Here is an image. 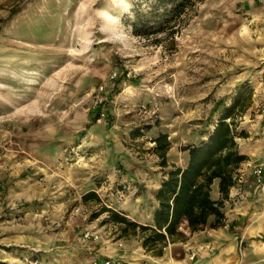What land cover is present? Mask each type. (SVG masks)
Returning <instances> with one entry per match:
<instances>
[{"label": "rangeland", "instance_id": "rangeland-1", "mask_svg": "<svg viewBox=\"0 0 264 264\" xmlns=\"http://www.w3.org/2000/svg\"><path fill=\"white\" fill-rule=\"evenodd\" d=\"M230 3L199 1L178 33L156 42L123 23L130 0H0V264H47L49 255L70 250V216L79 217L75 232L100 229L105 236L112 222L92 215L109 190L99 192V201L85 200L82 191L123 171L89 161L118 159L113 149L121 141L133 159L160 166L152 137L164 131L168 161L182 162L184 146L213 126L205 124L215 101L228 103L239 83L260 81L264 56L244 61L240 39L224 38L248 15ZM100 86L103 98L95 104ZM135 129L142 134L134 137ZM255 136L264 140L260 127ZM65 173L89 175L92 184L57 213L60 199L49 190L57 191L53 181ZM121 187L115 180L112 190ZM254 191L264 195L255 174ZM109 201L121 208L133 199ZM78 206L82 213L74 212ZM81 237L87 256L91 238Z\"/></svg>", "mask_w": 264, "mask_h": 264}, {"label": "crops", "instance_id": "crops-1", "mask_svg": "<svg viewBox=\"0 0 264 264\" xmlns=\"http://www.w3.org/2000/svg\"><path fill=\"white\" fill-rule=\"evenodd\" d=\"M230 4H233L232 7H239L243 13L247 12L248 15L241 17L240 23L235 22L233 35L230 33H228V37L225 35L229 30V23H224L223 29L221 28L219 33L223 32L224 38L240 39V47L244 50L242 55L246 56L244 61L249 59L250 62L255 57L264 56V2L233 0V3ZM226 10L227 8L224 9L225 13H227ZM251 86L253 88L251 102L241 114V126L245 128L247 135L237 139L239 148L247 154L248 159L241 162L237 168L238 177L229 189L228 198L224 201L223 224L216 227L205 225L202 229L194 231L185 240L168 241L162 245L161 253H157L156 249L160 245L156 248L146 249L141 244V237L138 233L119 236L120 224L115 223L117 230L110 227V230L107 231L108 239L105 234L100 239L91 238L89 240V255L85 256L83 252H87L83 250L82 230L79 229V232H75L76 227H79V217L73 219L70 216L67 225H65L68 227L67 234H65L68 240H65V243L66 245L71 244V248L63 250L59 254L49 255L47 264H91L95 259L99 261V264H103L109 255L112 257L113 264L118 262L120 264H264V195L254 191L253 173L254 167L264 159V140L255 136L258 133L262 116V113L255 107L258 103H264V84L257 81L254 76ZM171 148L172 146L169 148L168 154H170ZM114 152L118 154V159H105L101 163L89 162L93 167H98L99 164V166H108L111 169L118 164L123 172L118 176L110 173L106 180L99 181L94 184V187L82 191L83 195L88 191H94L101 198L99 192L109 190V199L114 203L115 199L117 201V197L112 190V185L116 180L133 201L130 203L128 201L121 208L119 204L112 205L109 199L107 202L101 199L102 202L131 220L142 224H151L153 211L158 204L153 192L165 177L159 170L160 166L148 164L145 160L133 159L121 141L115 143ZM185 154L184 152L181 155L182 162L179 159H171L169 162L184 166L186 163ZM89 155L92 156V152ZM81 162L83 163V161ZM89 168L86 167L85 170H89ZM90 180L89 175L84 177L69 174L68 176L67 173L62 177H56L53 184L57 185V191H54L53 187L49 190V192L57 194L60 199V204L54 207L56 212L64 213L67 210L64 202L71 197L72 193L75 195V192L83 187L84 183L91 186L92 181ZM67 184L73 185L72 187L75 188L74 191H69V196L62 195V190ZM210 195L213 199L220 197L218 179L212 182ZM36 196L34 195L33 198ZM100 216H104V214H100ZM212 218L210 217L209 221ZM192 252H195L196 255L190 259L189 256Z\"/></svg>", "mask_w": 264, "mask_h": 264}, {"label": "trees", "instance_id": "trees-1", "mask_svg": "<svg viewBox=\"0 0 264 264\" xmlns=\"http://www.w3.org/2000/svg\"><path fill=\"white\" fill-rule=\"evenodd\" d=\"M199 1L130 0L129 10L122 14L121 19L130 26L132 34L157 42L162 34L173 37L178 33ZM252 93V86L248 82H241L235 87L228 103L225 98L215 101L205 124L213 126L203 130L205 138L184 146V166L168 161L171 141L167 132L159 131L152 137V150L158 157L165 177L153 192L158 204L153 211L151 224L130 220L106 205H102L92 216L107 212L103 222L119 223L122 235L138 233L146 249L160 245L156 249L157 253H161L162 245L168 241L185 240L205 225L216 227L223 224L224 201L236 181L237 168L248 158L238 146L237 138L247 133L237 127V120L250 104ZM216 111L218 115L214 120ZM131 134L135 137L142 133L135 129ZM215 179H218L220 192L218 199L210 195L211 184ZM83 198L100 200L94 191H88ZM210 217L213 218L209 221Z\"/></svg>", "mask_w": 264, "mask_h": 264}, {"label": "built area", "instance_id": "built-area-1", "mask_svg": "<svg viewBox=\"0 0 264 264\" xmlns=\"http://www.w3.org/2000/svg\"><path fill=\"white\" fill-rule=\"evenodd\" d=\"M116 76V72H113L111 77ZM260 83L264 84V67L261 70V74H260ZM102 89V86L99 87V90L96 92V94L94 95V103H98L102 100V95L100 93ZM258 105V104H257ZM259 112L262 113L261 116V121H260V132L262 135H264V104H259V108H258ZM254 174L256 175V183H257V187H264V163L257 165L254 167L253 170ZM238 175H235V178H237ZM115 195L117 197L118 200H120L121 203L125 202L126 198H127V194L125 193L123 188H117L115 189ZM75 213H82L81 208L75 207L74 209ZM102 214H104V217L108 215L107 212H103ZM111 227H113V230H117V225L115 223H111ZM102 233H104L103 231H100V229H86L84 231V233H82L83 238H92L94 240L99 239L102 235ZM108 234L107 233V239H108ZM119 245H121V243H118ZM196 253L192 252L189 256L190 259H193L195 257ZM92 264H99V261L97 259L93 260ZM103 264H113V260L112 257L109 255L104 261ZM117 264H120V262H118Z\"/></svg>", "mask_w": 264, "mask_h": 264}]
</instances>
